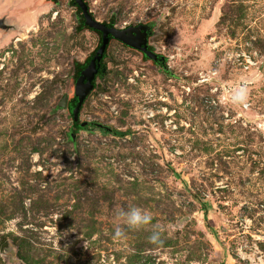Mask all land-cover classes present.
<instances>
[{
  "label": "rangeland",
  "instance_id": "obj_1",
  "mask_svg": "<svg viewBox=\"0 0 264 264\" xmlns=\"http://www.w3.org/2000/svg\"><path fill=\"white\" fill-rule=\"evenodd\" d=\"M85 2L163 60L109 41L76 130L99 34L73 0H0V264H264V0ZM131 206L152 221L115 238Z\"/></svg>",
  "mask_w": 264,
  "mask_h": 264
},
{
  "label": "water",
  "instance_id": "obj_2",
  "mask_svg": "<svg viewBox=\"0 0 264 264\" xmlns=\"http://www.w3.org/2000/svg\"><path fill=\"white\" fill-rule=\"evenodd\" d=\"M76 6L79 8L84 24L91 28L92 30H97L101 33V48H105L108 44V41L110 38L127 45L131 48H134L136 50H139L142 52L147 58L151 60H155L157 58V55L151 52L149 49H147V41L145 38V35L141 32V30L136 26H127L123 28H117V27H110L107 26L105 23L95 19L88 9V6L85 2V0H73ZM0 28H5V25L3 24V20L0 19ZM95 73V68L91 67L88 69L87 72V80L88 85L90 86L88 89H86L84 94L78 96L80 99H84L86 94H88L92 86L90 85V81L93 79ZM6 245L4 243L1 247V250Z\"/></svg>",
  "mask_w": 264,
  "mask_h": 264
},
{
  "label": "clouds",
  "instance_id": "obj_3",
  "mask_svg": "<svg viewBox=\"0 0 264 264\" xmlns=\"http://www.w3.org/2000/svg\"><path fill=\"white\" fill-rule=\"evenodd\" d=\"M231 101L237 105H243L247 102V89L243 86L231 90ZM115 217L117 220L123 222L126 227H116L114 230L115 238H124L127 229H136L143 226L149 225L152 221L151 214L138 206H131L127 208H117L115 209ZM150 242L153 244H160L162 240L160 238V233L154 231L149 236Z\"/></svg>",
  "mask_w": 264,
  "mask_h": 264
},
{
  "label": "trees",
  "instance_id": "obj_4",
  "mask_svg": "<svg viewBox=\"0 0 264 264\" xmlns=\"http://www.w3.org/2000/svg\"><path fill=\"white\" fill-rule=\"evenodd\" d=\"M74 4V2H73ZM76 6V5H75ZM78 8V7H77ZM79 10V8H78ZM80 12V10H79ZM80 25L82 28L88 29L90 31H93L91 28H88L83 21L81 12H80ZM112 26V25H110ZM97 32V31H94ZM98 33V32H97ZM103 48L101 50L96 51L95 53L93 52L92 55L82 64V66H80L79 70L77 71V74L75 76V82H76V89L78 90L79 85H81V82H86L87 78V72L88 69H90L91 67L95 68V72L96 74L100 71L101 74L104 73L105 70V65L102 63V60L104 58L103 55ZM162 62V60H161ZM96 74L94 73L93 79H95ZM93 82L94 81H90V85L93 86ZM88 83V82H87ZM75 99H71L67 106H66V111H67V116L70 119V123H71V127L75 128L76 130H81L84 128L85 125H89L92 123H88L86 121H79V111L82 105V100L79 97L75 96ZM95 124V123H93ZM95 127L102 130L103 132H108L109 128L104 126V125H100V124H95Z\"/></svg>",
  "mask_w": 264,
  "mask_h": 264
},
{
  "label": "flooded vegetation",
  "instance_id": "obj_5",
  "mask_svg": "<svg viewBox=\"0 0 264 264\" xmlns=\"http://www.w3.org/2000/svg\"><path fill=\"white\" fill-rule=\"evenodd\" d=\"M74 2V1H73ZM75 4V3H74ZM76 5V4H75ZM103 23H105V22H103ZM107 26H110V25H108L107 23H105ZM134 26H136V27H138L140 30H141V32L145 35V38L147 37V34H148V30H147V27H144V26H141V25H134ZM110 27H114V26H110ZM93 31H97V30H93ZM98 32V34H99V36H100V49H97V51L98 50H101L102 48H101V43H102V40H101V33L99 32V31H97ZM96 32V33H97ZM111 40H114V39H112V38H110L109 39V41H111ZM109 41H108V43H109ZM116 41V40H115ZM120 43V42H119ZM122 44V43H121ZM108 45V44H107ZM106 45V46H107ZM124 45V44H123ZM125 46H127V45H125ZM129 47V46H128ZM146 47H147V49H149V50H151L150 49V47L148 46V45H146ZM131 48V47H130ZM103 49H105V48H103ZM132 49H134V48H132ZM136 50V49H135ZM104 51V50H103ZM136 51H138V52H140L139 50H136ZM142 53V52H141ZM143 56L145 57V58H147L144 54H143ZM149 59V58H148ZM151 60V59H150ZM161 60H163L162 59V57L161 56H158L157 55V58L154 60V63H156V64H158L159 62H161ZM153 61V60H152ZM95 74H96V72H95ZM76 80H75V78H74V92H75V95L73 96V99H75L76 97V94H77V92H78V90H80L79 88H78V90L76 89V82H75ZM92 81H94V79H92ZM93 87V86H92ZM84 100V99H83ZM82 100V101H83ZM69 102V101H68ZM68 102H67V104H68ZM67 106V105H66Z\"/></svg>",
  "mask_w": 264,
  "mask_h": 264
},
{
  "label": "built area",
  "instance_id": "obj_6",
  "mask_svg": "<svg viewBox=\"0 0 264 264\" xmlns=\"http://www.w3.org/2000/svg\"><path fill=\"white\" fill-rule=\"evenodd\" d=\"M246 62L249 63V64H252V61L249 60V59H247ZM203 81H206V79H204Z\"/></svg>",
  "mask_w": 264,
  "mask_h": 264
}]
</instances>
